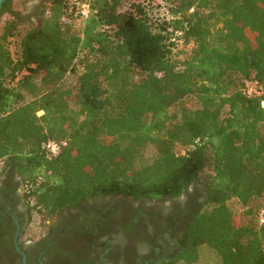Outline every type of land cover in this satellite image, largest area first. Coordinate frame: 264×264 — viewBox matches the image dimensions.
<instances>
[{
	"label": "trees",
	"instance_id": "trees-1",
	"mask_svg": "<svg viewBox=\"0 0 264 264\" xmlns=\"http://www.w3.org/2000/svg\"><path fill=\"white\" fill-rule=\"evenodd\" d=\"M166 2L169 19L138 0H46L28 14L3 3L0 178L20 179L27 241L91 200L186 195L163 264H197L204 249L214 264H264V93H245L264 91V0Z\"/></svg>",
	"mask_w": 264,
	"mask_h": 264
},
{
	"label": "flooded vegetation",
	"instance_id": "flooded-vegetation-1",
	"mask_svg": "<svg viewBox=\"0 0 264 264\" xmlns=\"http://www.w3.org/2000/svg\"><path fill=\"white\" fill-rule=\"evenodd\" d=\"M19 181L0 178V264H17L16 254L23 264L18 248L27 264H163L177 249L179 239L170 230L181 236V222L170 221L185 209L186 195L165 202L91 200L58 214L39 240L27 241L23 235L29 217Z\"/></svg>",
	"mask_w": 264,
	"mask_h": 264
},
{
	"label": "rangeland",
	"instance_id": "rangeland-1",
	"mask_svg": "<svg viewBox=\"0 0 264 264\" xmlns=\"http://www.w3.org/2000/svg\"><path fill=\"white\" fill-rule=\"evenodd\" d=\"M75 1L76 0H70L71 3H75ZM138 1H140V2L145 1V3L150 5L149 9L151 10V13L155 19L156 18H160V19L161 18H167V19L170 18V15L168 12L169 8H168V4H167L166 0H138ZM45 2H46V0H15V8L25 12V14H28V13H31L37 6L42 5V4L44 5ZM26 8H27V10H25ZM7 19H8V16H4L2 18V23L0 25V28ZM40 23H41V20L39 18H34L32 20V24L34 26H39ZM80 23H81V19L76 21L75 24H76L77 28L80 27ZM28 28H29L28 24L24 25L20 29L21 34H23L24 31ZM19 39H20V36H18L16 38V41H18ZM177 45L178 46L175 49L176 59H180V60L184 59V55L179 54V52L184 49L183 45L181 42H179ZM76 82H77L76 76L71 74L65 79L63 85L67 88L74 89L76 86ZM179 152L184 153V150H180ZM154 154L155 153H154V150L152 148H147L145 150L146 160L147 161L151 160L154 157ZM229 206L236 213H240L242 211L241 205L235 200L231 201L229 203ZM237 220H239L241 222V221H244V218L242 216H240V217H237ZM37 226H38V223L35 221L34 222V229ZM35 230H36L35 232L41 231L40 228L39 229L36 228ZM37 236H38V234L36 233L35 237H37ZM214 263H215V256L209 250L204 249L202 251L201 259L197 264H214Z\"/></svg>",
	"mask_w": 264,
	"mask_h": 264
},
{
	"label": "built area",
	"instance_id": "built-area-1",
	"mask_svg": "<svg viewBox=\"0 0 264 264\" xmlns=\"http://www.w3.org/2000/svg\"><path fill=\"white\" fill-rule=\"evenodd\" d=\"M80 12H81L83 18L88 17L89 7L87 5L82 6ZM245 93L248 96H260L264 93V91H263L262 87H260L258 85V83L246 82ZM263 107H264V103H263ZM62 145L66 146V143L64 142V143H62ZM46 149L50 155L56 156L61 149V145L59 143H56V142H49L46 145ZM260 222H261V224L264 225V212L261 214Z\"/></svg>",
	"mask_w": 264,
	"mask_h": 264
},
{
	"label": "water",
	"instance_id": "water-1",
	"mask_svg": "<svg viewBox=\"0 0 264 264\" xmlns=\"http://www.w3.org/2000/svg\"><path fill=\"white\" fill-rule=\"evenodd\" d=\"M5 1H6V0H0V9L2 8V5H3V3H4ZM18 233H19V232H18ZM15 241H16V244H17V243H18V234L16 235ZM18 251H19L20 254L23 256V264H27L26 256H25L24 252H22L19 248H18Z\"/></svg>",
	"mask_w": 264,
	"mask_h": 264
}]
</instances>
